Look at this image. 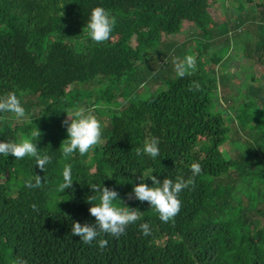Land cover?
Wrapping results in <instances>:
<instances>
[{"label":"trees","instance_id":"1","mask_svg":"<svg viewBox=\"0 0 264 264\" xmlns=\"http://www.w3.org/2000/svg\"><path fill=\"white\" fill-rule=\"evenodd\" d=\"M212 1L0 0V95L13 92L26 112L23 119L0 113V140L38 131L34 144L51 157L43 171L27 156L0 157V264H264V0H239L234 21L226 13L220 24L209 13ZM94 6L113 17L103 42L87 36ZM184 23L192 25L193 47L171 38ZM245 24L259 33L244 43ZM232 41L263 75L235 78L236 106L228 110L220 76L205 66L218 69ZM186 55L194 65L177 75L173 62ZM77 106L98 120L99 140L82 155H63L61 121ZM149 136L158 137L159 154L137 157ZM228 142L235 157L221 163L213 154ZM192 162L201 171L179 193L170 221L129 199L139 176L187 178ZM65 164L73 181L62 190ZM34 174L40 186L26 187ZM99 183L139 218L121 235L83 244L71 224L93 223L87 208L98 193L90 186ZM143 221L148 235L140 233Z\"/></svg>","mask_w":264,"mask_h":264},{"label":"clouds","instance_id":"2","mask_svg":"<svg viewBox=\"0 0 264 264\" xmlns=\"http://www.w3.org/2000/svg\"><path fill=\"white\" fill-rule=\"evenodd\" d=\"M87 36L95 42H103L109 38L113 29L114 22L110 12L102 6L92 7L85 22ZM194 58L186 55L182 62H173V68L177 75H184L185 66L193 67ZM193 85L198 89L199 84L193 81ZM0 113H11L17 119H23L26 116L25 108L13 92L6 95H0ZM67 119L62 120L66 136L60 142L59 149L63 155H71L73 152L84 154L93 145H95L100 136V124L96 117L82 107H75ZM38 136V131H33L29 137L19 140L9 139L0 140V157L11 155L16 159L21 157H30L33 159L35 166L44 170L51 157L46 152L38 151L34 140ZM137 157L143 153L149 158H155L159 154L158 137L149 136L145 138L140 147L135 149ZM191 175L187 178L176 176L171 179L164 176L158 179L156 176L146 173L139 176V182L131 183V198L138 201L147 202L148 207L152 208L162 222L170 221L180 209V200L178 198L182 189L187 188L193 183V177L200 173L199 163L192 162L189 165ZM62 183L60 189L70 187L73 178L71 175L70 165L65 164L61 170ZM147 177L151 181L150 185L143 182ZM26 187H39L41 177L33 176L32 180H26ZM91 191L98 193L92 197L96 202H90L87 212L94 218L93 223H80L72 221L71 233L78 237L83 244H90L95 238L102 233H109L112 236L123 234L124 228L129 223L136 221L138 211L134 207L124 205L117 196L116 191L111 187L99 184L90 186ZM33 207H35L33 205ZM141 235H148L150 232L149 224L146 221L138 225ZM106 241L102 238L97 239V246L103 247ZM15 264H24L23 260L17 259Z\"/></svg>","mask_w":264,"mask_h":264},{"label":"rangeland","instance_id":"3","mask_svg":"<svg viewBox=\"0 0 264 264\" xmlns=\"http://www.w3.org/2000/svg\"><path fill=\"white\" fill-rule=\"evenodd\" d=\"M233 1L234 0H213L211 2L209 13L212 16V19L216 23L220 24L222 22H225L228 19L227 14L230 16V20L234 21L238 12L237 9L238 7L236 8V6L238 5L237 2L239 0H236L235 2ZM252 4L254 5V2H252ZM224 8L227 12H225ZM245 30L249 31L250 34L249 33L243 34ZM251 33L252 34L259 33V31H257L254 26L245 24L242 28L238 29V34H239L238 40L245 43V41H248L252 38ZM233 35L234 33L231 35L232 38ZM192 37H193L192 25L190 23H184L182 27V31L171 38L174 39L178 44H182L186 42L187 48H189V47H193L194 45L192 43L193 41L191 40ZM231 43H232L231 45L227 46L228 49L230 47V50L228 54L224 57L218 69L217 67L215 68L212 67L211 65L205 66L206 72L214 71L217 79L220 76L221 84H223L225 88V89L224 88L220 89L219 87L220 101H222L223 105L225 104L224 106L230 105L228 106L229 107L228 110H231V108H235L234 106H236V101H235L236 98L234 96L237 94H235L234 90L237 87V80L235 78L240 77V79L243 78L248 81L251 75H255L256 77L257 76L260 77L261 75H263V70L259 65H255L250 59L242 60L241 50L244 48L243 44L238 45L239 43L237 44V42L235 41H232ZM153 63L154 62H150L149 65L152 66ZM241 82H243V80ZM242 85H244V83ZM239 86L241 87V85ZM142 91L144 90L142 89ZM243 92H245V90H243ZM225 98H227L228 100L226 99L227 100L226 101ZM118 101H121V99L118 98ZM24 104L26 103L24 102ZM225 109L227 108L225 107ZM235 152L236 151L234 150L233 145L230 142H228L223 146L222 152L221 151L215 152V154H213V157L217 158V160L222 163L226 159V156H230L231 158L235 157ZM129 199H132L131 194L129 195Z\"/></svg>","mask_w":264,"mask_h":264}]
</instances>
